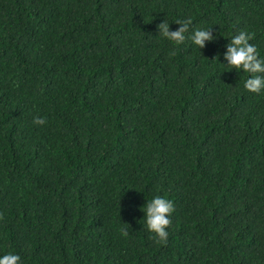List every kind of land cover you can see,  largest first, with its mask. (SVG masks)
Masks as SVG:
<instances>
[{
  "label": "trees",
  "instance_id": "1",
  "mask_svg": "<svg viewBox=\"0 0 264 264\" xmlns=\"http://www.w3.org/2000/svg\"><path fill=\"white\" fill-rule=\"evenodd\" d=\"M162 19L215 39L175 45ZM239 31L264 55V0H0V255L264 264V93L221 64Z\"/></svg>",
  "mask_w": 264,
  "mask_h": 264
},
{
  "label": "clouds",
  "instance_id": "2",
  "mask_svg": "<svg viewBox=\"0 0 264 264\" xmlns=\"http://www.w3.org/2000/svg\"><path fill=\"white\" fill-rule=\"evenodd\" d=\"M178 27L174 30L170 29V23L161 20L156 25L158 35L174 43L175 45L182 44L186 38L190 39L192 44L203 49L206 42H211L215 39L212 33V28H197L194 29L190 36L186 37L188 31V21H175ZM252 39V34L239 31L231 36L226 44L224 52V60L228 70L235 69L246 74L243 81L245 90L261 94L264 93V55H261L255 44L249 43ZM33 122L36 124H44L45 120L42 117H34ZM141 211L144 213L143 220L147 230L154 235L157 242L164 244L167 242L169 235L168 226L171 223L170 217L174 212V204L171 199L162 195H154L151 199L146 200L142 205ZM122 236H127L128 232L125 228L120 229ZM0 264H20V256L14 252H7L0 255Z\"/></svg>",
  "mask_w": 264,
  "mask_h": 264
}]
</instances>
